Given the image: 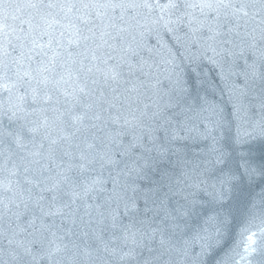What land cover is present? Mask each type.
I'll use <instances>...</instances> for the list:
<instances>
[{
    "label": "snow or ice",
    "instance_id": "snow-or-ice-1",
    "mask_svg": "<svg viewBox=\"0 0 264 264\" xmlns=\"http://www.w3.org/2000/svg\"><path fill=\"white\" fill-rule=\"evenodd\" d=\"M27 7L39 18L30 46L11 66L0 62V91L23 85L9 109L28 133L11 148L0 132V264H137L144 233L117 223L128 210L116 157L121 129L144 126L158 86L175 72L169 39L217 67L221 79L238 61L256 72L264 0H29ZM204 233L196 252L187 240L173 245L169 264H204L222 244L219 228Z\"/></svg>",
    "mask_w": 264,
    "mask_h": 264
},
{
    "label": "water",
    "instance_id": "water-1",
    "mask_svg": "<svg viewBox=\"0 0 264 264\" xmlns=\"http://www.w3.org/2000/svg\"><path fill=\"white\" fill-rule=\"evenodd\" d=\"M28 3L0 0V62L10 66L30 46L39 23ZM169 43L175 72L158 86L155 107L141 120L144 126L121 129L116 157L121 203L128 210L125 215L120 209L117 223L144 233L136 247L137 264L174 262L172 246L182 247L185 240L198 251L197 237L205 228H219L215 239L222 244L212 248L204 264L225 258L264 264V62L253 72L238 61L235 74L224 80L217 67ZM21 90L18 81L11 94L0 91V132L7 131L11 148L17 134L28 135L9 109ZM151 228L158 231L152 234Z\"/></svg>",
    "mask_w": 264,
    "mask_h": 264
}]
</instances>
